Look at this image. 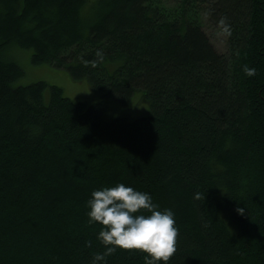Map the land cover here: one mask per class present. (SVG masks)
Segmentation results:
<instances>
[{
    "label": "trees",
    "instance_id": "obj_1",
    "mask_svg": "<svg viewBox=\"0 0 264 264\" xmlns=\"http://www.w3.org/2000/svg\"><path fill=\"white\" fill-rule=\"evenodd\" d=\"M13 45L102 97L15 85ZM141 98L150 113L107 116ZM121 181L174 209L167 264H264V0H0V264H91L105 245L87 201Z\"/></svg>",
    "mask_w": 264,
    "mask_h": 264
},
{
    "label": "clouds",
    "instance_id": "obj_2",
    "mask_svg": "<svg viewBox=\"0 0 264 264\" xmlns=\"http://www.w3.org/2000/svg\"><path fill=\"white\" fill-rule=\"evenodd\" d=\"M220 23L227 31L226 18ZM242 68L248 76L257 71L248 64ZM87 203L89 222L102 225L96 237L105 245L93 255L91 264H107L106 257L118 248L144 252L145 264H167L175 253L180 231L176 213L155 202L150 192L121 181L94 188Z\"/></svg>",
    "mask_w": 264,
    "mask_h": 264
},
{
    "label": "rangeland",
    "instance_id": "obj_3",
    "mask_svg": "<svg viewBox=\"0 0 264 264\" xmlns=\"http://www.w3.org/2000/svg\"><path fill=\"white\" fill-rule=\"evenodd\" d=\"M203 24L205 31L210 36L216 49L220 52L226 53L228 50L227 34L220 26L210 21L208 17H203ZM2 54L3 56H7L18 61L25 70L24 75L19 77L14 82L15 85L29 84L36 80L43 79L49 83L60 85L63 88L64 93L73 100H86L88 102H93L102 97L101 92L94 90L87 79H74L67 69H58L47 64H33L31 61V49L13 45L10 48L5 49ZM135 101L137 102L136 104L132 103L127 106H121L115 101H112L111 108L109 109L107 116L111 118L122 114L135 117L138 113H141L144 108H146V106H143L145 101L143 98ZM142 113H150V108L148 107L147 110Z\"/></svg>",
    "mask_w": 264,
    "mask_h": 264
},
{
    "label": "bare ground",
    "instance_id": "obj_4",
    "mask_svg": "<svg viewBox=\"0 0 264 264\" xmlns=\"http://www.w3.org/2000/svg\"><path fill=\"white\" fill-rule=\"evenodd\" d=\"M119 62V61H118Z\"/></svg>",
    "mask_w": 264,
    "mask_h": 264
}]
</instances>
